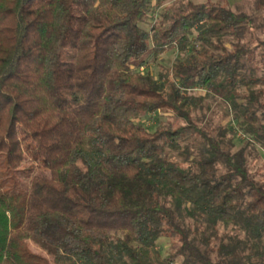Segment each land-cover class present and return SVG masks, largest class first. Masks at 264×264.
I'll return each instance as SVG.
<instances>
[{"label": "trees", "instance_id": "obj_1", "mask_svg": "<svg viewBox=\"0 0 264 264\" xmlns=\"http://www.w3.org/2000/svg\"><path fill=\"white\" fill-rule=\"evenodd\" d=\"M175 1L0 0V264H264V0Z\"/></svg>", "mask_w": 264, "mask_h": 264}, {"label": "rangeland", "instance_id": "obj_2", "mask_svg": "<svg viewBox=\"0 0 264 264\" xmlns=\"http://www.w3.org/2000/svg\"><path fill=\"white\" fill-rule=\"evenodd\" d=\"M155 1V0H153ZM181 0H176L175 2H180ZM186 2H191L193 5H200V4H206L208 2H212V3H216V2H221L229 7H231L233 10L235 11H239V10H244V11H254V0H185ZM174 2H172L171 4H173ZM169 6V4H168ZM258 14V18H259V24H260V28L259 30H257L256 36L259 37L260 39L264 40V11L257 13ZM144 59L148 60V64L145 65L144 67L148 70H150L154 75H158V73L160 71H164L167 68H170L172 62L175 59V55L171 54V53H164L162 55H160L156 60H153L152 58H150L149 56H146ZM162 65V66H161ZM138 66V62L134 63L132 68L135 69ZM145 68H141L140 71H144ZM197 92H192V93H198V94H204L201 89H197ZM207 104L211 105V112H209L207 114V117L209 119L212 120V123L214 126L221 124H226L227 122H229V117L226 115V106L220 101V100H212V99H208V101L206 102ZM203 117V113L198 111L197 113H193L192 114V118L196 119V118H201ZM161 120H163V122H176V120L171 116V115H167L166 117H161ZM142 121L145 122L146 127L153 129L156 125V120L155 118L153 119H149L147 121L146 119H143ZM180 124H184V121H180L177 120L175 125H180ZM237 138H239V140L242 142V140H244V136L241 133L237 134ZM241 147V145L238 144V148ZM250 167L253 171H258V173L264 174V158H258L255 160L251 161ZM37 174L40 173V171L36 172ZM172 240L168 239V238H163L159 241L158 243V250L159 253L161 255L162 259H165L167 257H169L171 254L175 253V249H174V245H173ZM31 249L34 252H41V250L35 246L34 244H30ZM180 262V259H178V263Z\"/></svg>", "mask_w": 264, "mask_h": 264}, {"label": "crops", "instance_id": "obj_3", "mask_svg": "<svg viewBox=\"0 0 264 264\" xmlns=\"http://www.w3.org/2000/svg\"><path fill=\"white\" fill-rule=\"evenodd\" d=\"M169 4V2H167L165 5H168Z\"/></svg>", "mask_w": 264, "mask_h": 264}]
</instances>
